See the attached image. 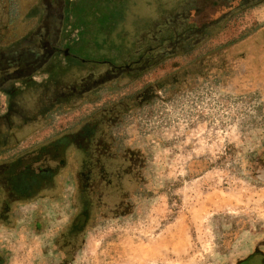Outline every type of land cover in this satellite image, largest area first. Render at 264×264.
<instances>
[{
  "label": "rangeland",
  "instance_id": "1",
  "mask_svg": "<svg viewBox=\"0 0 264 264\" xmlns=\"http://www.w3.org/2000/svg\"><path fill=\"white\" fill-rule=\"evenodd\" d=\"M109 1L85 0L96 16ZM56 10L0 0L4 62L9 49L27 51L41 18L42 37H53L38 72L0 78V264H58L55 241L79 209L78 188L89 220L68 264H235L250 255L264 240V5L189 54L97 92L68 87L80 69L71 58L92 56L71 11L57 23L53 55ZM147 87L154 95L142 99ZM22 182L29 200L10 203Z\"/></svg>",
  "mask_w": 264,
  "mask_h": 264
},
{
  "label": "trees",
  "instance_id": "2",
  "mask_svg": "<svg viewBox=\"0 0 264 264\" xmlns=\"http://www.w3.org/2000/svg\"><path fill=\"white\" fill-rule=\"evenodd\" d=\"M39 1L42 14L46 6L57 9L58 18L52 26L57 40L50 41L53 55L60 51L58 43L62 24L57 26L59 19L70 11L79 13L85 27L79 41L83 52L90 54L92 59L71 58V61L78 62L80 69L77 75L74 73L72 85L68 87L78 91L89 84L87 92H97L105 85L121 83L125 78L134 79L170 59L185 56L218 34L233 19L264 5V0H111L96 16L85 0ZM43 18L38 21L36 30L22 42L29 46L27 51L19 53L15 50L17 47H13L5 54V62L0 58V78L3 81L7 80L11 70L22 75L17 79H25L24 72V75L29 73L31 76L51 59L43 53V44L53 38L50 35L42 37ZM94 49L99 53L93 52ZM96 67L98 71L94 69ZM117 70L121 73L117 74ZM83 71L85 73L81 76ZM170 82L175 84L178 78L173 76ZM153 95V89L147 87L139 97L150 99Z\"/></svg>",
  "mask_w": 264,
  "mask_h": 264
},
{
  "label": "flooded vegetation",
  "instance_id": "3",
  "mask_svg": "<svg viewBox=\"0 0 264 264\" xmlns=\"http://www.w3.org/2000/svg\"><path fill=\"white\" fill-rule=\"evenodd\" d=\"M64 138L67 139L66 137H64ZM64 138H62V139H64ZM52 144H54V143H47L44 146H42L38 151L39 155H41V154H47L48 155V151L50 150ZM20 159H23V157L19 158L18 160H16L15 162L10 164V165H12L11 169H13V167L15 166L17 161H20ZM13 164H14V166H13ZM28 167L29 166H27L26 169ZM57 172L58 171H53L52 172L53 175L51 174V172L47 173V175L51 178H54L55 177L54 175H57ZM18 176L19 177H16L18 179L23 177L20 175H18ZM7 177H5L6 182H7ZM39 177L42 178V174L35 172V178L38 179ZM16 178H14V179H16ZM8 180H10V179H8ZM22 183H24L23 185L20 186L22 190L20 192H18L22 197L14 196V199H16V200L12 199V200H10V203H18L19 202L18 200H21V202L29 200V199L25 198L28 195L27 194L28 189H26L28 186L25 184V182H22ZM84 191L85 190H83L81 188H78L77 191H75L73 201L78 204L76 206H78L79 209L77 211H75V213H73V215H71L69 217L68 222L66 223L65 226H63L62 230L60 231V235L57 236V239L55 241L56 245L54 246L53 251L57 252V253L59 252L61 254V257L58 258V259H60L58 264H68L70 259L74 258V255L72 253L75 252L76 245H78L79 237L83 235L85 228L88 224L89 212H88V208H87V201L84 199L85 198L84 197ZM34 192L35 191H33V193ZM44 193H46V192H44ZM36 229H38V226L36 227ZM33 264H37V263H33ZM235 264H264V240L255 243V246L253 248V252L250 255H248L246 258L237 261Z\"/></svg>",
  "mask_w": 264,
  "mask_h": 264
},
{
  "label": "crops",
  "instance_id": "4",
  "mask_svg": "<svg viewBox=\"0 0 264 264\" xmlns=\"http://www.w3.org/2000/svg\"><path fill=\"white\" fill-rule=\"evenodd\" d=\"M30 33H32V31Z\"/></svg>",
  "mask_w": 264,
  "mask_h": 264
}]
</instances>
